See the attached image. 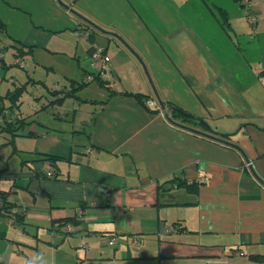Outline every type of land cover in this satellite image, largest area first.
Listing matches in <instances>:
<instances>
[{"label":"crops","instance_id":"1","mask_svg":"<svg viewBox=\"0 0 264 264\" xmlns=\"http://www.w3.org/2000/svg\"><path fill=\"white\" fill-rule=\"evenodd\" d=\"M252 1L255 32L236 0H0L7 27L0 32V97L26 85L11 111L25 121L15 139L19 153L0 135V240L6 243L0 264H66L67 257L71 264H116L117 254L128 261L140 249L144 255L145 241L161 244L169 236L179 248H166L184 259L199 248L212 254L229 249L231 257L264 255V0ZM78 29L94 34L81 41L86 57L79 81L54 88L25 68L26 82L18 83L16 48H32L23 60L35 62L37 51L51 52L55 41ZM92 44L111 58L110 90L104 88L101 99L82 98L91 83L78 93L80 100L54 103L63 95L55 99L50 91L65 96L84 81ZM53 52L79 56L78 46ZM30 88L37 93L24 114ZM125 94L175 105L208 129L197 120L171 121L168 107L167 115L151 112L146 100L142 105ZM54 109V120L40 121ZM43 157L57 158L43 165L56 179L30 164ZM181 179L199 184L197 193L169 186ZM7 205L11 215L21 214L20 223L10 224ZM66 219L79 225L55 243ZM173 225L177 233L165 235ZM113 237L119 239L114 248L107 244ZM135 237L140 247L131 246ZM16 247L22 248L18 256ZM42 248L46 261L36 255Z\"/></svg>","mask_w":264,"mask_h":264},{"label":"rangeland","instance_id":"2","mask_svg":"<svg viewBox=\"0 0 264 264\" xmlns=\"http://www.w3.org/2000/svg\"><path fill=\"white\" fill-rule=\"evenodd\" d=\"M82 44L83 42L76 40L73 32L72 36L69 35L63 41L60 42L55 41V44L52 45L50 48L51 52L37 51L34 57L35 62L30 58L25 61L26 69L29 71L30 75H32L36 80H42L46 82L48 85L53 86L54 88L56 85L55 83H57V85L60 84V86H66L68 85V80L79 81L84 69L83 60L86 57ZM77 46L79 50V56L81 57L80 63H78L79 56H77L76 60H74L71 59L68 56V54H65L64 52L63 53L53 52V51H62L63 48L73 49L76 48ZM7 58L10 61H12V57H10V55H8ZM15 60L16 59L13 60V67H14L12 68L13 73L15 76L21 78L20 80H18L19 84L25 83L27 79L26 69H21L18 66H16ZM38 64L39 66H37ZM50 67L54 68L55 74L52 71L46 70V68H50ZM38 92L41 93L40 90H38ZM32 93H37V92L34 89L30 88L29 94H25L22 99L23 101L22 111L24 114L30 113L28 109L29 106L33 104V101L31 99ZM102 94L106 95L107 94L106 90L104 88L102 89L101 87H99L98 83L94 82V84H92L91 87L81 96L82 98L85 99H101ZM54 113H58V110L54 109V111L52 112L43 113L41 115L40 121L46 122V121L54 120L52 119L53 118L52 115ZM81 118H83L82 114L80 115V119ZM175 237L176 236H169L166 238V240L162 239L161 244H154V245L151 244L150 241L148 242L145 241L143 245L144 255L140 253V251H143V249H140L138 250V252L137 251L133 252L128 261H123L120 258L119 254H117L116 257L118 261L116 264H255L250 260V257L248 255H246V257H231L230 256L231 250L229 249L223 251L220 250L219 251L220 253L212 254L208 251L203 252V250L199 248L198 251L197 250L194 251L195 254L191 256L189 259H184L183 256H180L174 250L166 248L173 245H176V247L179 248V246H177L178 242ZM153 240L157 242V239H153ZM2 241L3 240H0L1 248L2 246L6 245V243ZM17 248L20 249V252L22 251V248L16 247V249L14 250L15 256H18L19 255L18 253H20ZM86 249H88V247ZM97 250L99 251V253H102L103 255H111V257L114 255L113 249L111 250L101 249L99 247ZM79 252H84L83 248L82 250L80 249ZM43 253H45L43 248L42 250H39L36 253L39 261L41 259H43V261H46V256H44ZM15 260L18 259L15 258ZM55 261L58 260L56 259ZM65 263L71 264V258L67 257Z\"/></svg>","mask_w":264,"mask_h":264},{"label":"trees","instance_id":"3","mask_svg":"<svg viewBox=\"0 0 264 264\" xmlns=\"http://www.w3.org/2000/svg\"><path fill=\"white\" fill-rule=\"evenodd\" d=\"M7 31V27L4 23H2L0 21V32H6ZM93 36L94 34H92L91 39L93 40ZM90 39V40H91ZM32 48H26L25 46H20L19 48H16V53H15V59H25L27 56H32ZM3 66V62L2 65ZM95 83H98L102 88H106L108 90H110L107 87L106 82L100 80L99 78H96ZM93 82V83H94ZM91 83H85L84 81L79 83V86L77 88L72 89L70 92L66 93V95L64 96V94H62L61 92H57V91H50V95L52 97H54L55 99L58 98L60 95H63L62 99H57L54 101V103L58 104L61 103L63 101V99L66 98H75L76 100H80V98L78 97V93L85 87L88 86ZM74 86V85H71ZM26 92V85L21 86L20 88L16 89L13 93H9L6 97H0V135H5L7 138V145L12 146L13 148V153L14 154H18L19 151L16 148L15 145V139L19 136V132L22 130V128L25 125V121L19 119V117L16 118L15 121H10L8 118L4 117V114L6 112V110H9L10 113H12L16 108H19V104H20V99L22 98L23 94ZM118 95L117 93H110V96H115ZM126 96H134L140 103H142V105H144V101L147 98L142 97L141 95H131V94H125ZM6 100L8 101V103L10 104V108H7L5 106ZM166 107H168V109L171 110L172 113V119L169 118L171 121H176L178 123H182V124H192L195 123V121L197 120L196 117H194L193 115H191L190 113L184 111L183 109L175 106V105H166ZM12 111V112H11ZM199 122V125L204 128V129H208L207 125L204 123L203 120H197ZM57 158H53V157H43L42 159L37 160V162H30V164H34L37 163L39 164L40 167L43 168V165L45 163H51L52 165H55V163L57 162ZM24 165L29 164L28 162H24ZM252 173V172H251ZM253 176H255V173H252ZM53 179H56V175L54 176ZM169 186L171 188L173 187H178V188H184L186 189V191L188 193H197L199 184L197 183H190L187 182L183 179L179 180V181H172ZM167 191V190H165ZM11 207L4 206L3 208V212L4 215L6 214V217H10L12 219H15L16 222L20 223L21 222V217L18 215H11L10 211H11ZM73 224L75 226L79 225V222L75 219H66L64 221L61 222L60 224V228L62 230V228L67 225V224ZM173 227L177 228V225H173ZM179 231V229H178ZM2 234V233H0ZM67 236V235H66ZM4 237V234L2 235V238ZM244 255V254H243ZM250 260L254 263H258V264H264V255H253V256H249Z\"/></svg>","mask_w":264,"mask_h":264},{"label":"built area","instance_id":"4","mask_svg":"<svg viewBox=\"0 0 264 264\" xmlns=\"http://www.w3.org/2000/svg\"><path fill=\"white\" fill-rule=\"evenodd\" d=\"M242 7V9L245 12V16L247 17L249 24L253 28V31L255 32L258 25V18L256 15H254L253 12V1L252 0H236ZM92 30L90 29H78L74 32V36L77 41H83V40H90L92 37ZM3 58V54L0 53V66H1V60ZM111 58L107 53V50L104 47L98 46V45H91L90 46V54L88 58V69L87 74L85 75L84 82L85 83H93L96 78H99L100 80L106 82L107 87L110 88L111 85L115 82V76L112 71L111 67ZM15 65L18 66L21 69H25V61L23 59H16ZM146 108L151 112H164L161 106L156 104L154 100H146L145 101ZM4 117L8 118L10 121H15L16 117L12 115L9 111H6L4 114ZM93 151L89 150L88 154H92ZM48 166V165H47ZM42 168L43 174L49 178L53 179L55 174L52 170L46 168ZM247 168L250 169V165H247ZM201 182H204V179L201 180ZM19 214L18 216H20ZM14 220H10V224H13ZM74 231V225L69 223L65 225L61 233L55 234V243H60L63 241V239L66 237V235L71 234ZM163 233L165 235H172L177 233V229L175 227H169L166 226L164 228ZM131 246L133 247H140L141 246V240L139 237H135L131 240ZM107 244L109 247H116L119 245V239L116 237L110 238L107 241ZM239 256H244L243 254H238Z\"/></svg>","mask_w":264,"mask_h":264},{"label":"water","instance_id":"5","mask_svg":"<svg viewBox=\"0 0 264 264\" xmlns=\"http://www.w3.org/2000/svg\"><path fill=\"white\" fill-rule=\"evenodd\" d=\"M69 10V9H68ZM74 13V12H73ZM76 14V13H75ZM88 24H90L93 28H95V29H97V30H99V31H101V32H103L102 30H100V29H98L95 25H93L92 23H90V22H88L87 20H85ZM124 43V42H123ZM130 49V48H129ZM143 67H144V69H145V71H146V74H147V76L149 77V74H148V72H147V70H146V68H145V66L143 65ZM160 105H161V108L163 109V111H164V113L167 115V110H166V106L163 104V103H160Z\"/></svg>","mask_w":264,"mask_h":264}]
</instances>
